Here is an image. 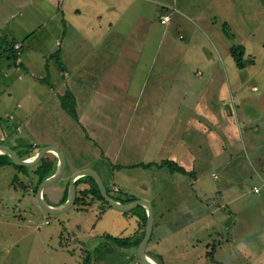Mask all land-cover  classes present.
<instances>
[{"label":"rangeland","instance_id":"374dc122","mask_svg":"<svg viewBox=\"0 0 264 264\" xmlns=\"http://www.w3.org/2000/svg\"><path fill=\"white\" fill-rule=\"evenodd\" d=\"M58 2L62 12L55 9ZM130 2L33 0L13 11V19L0 26V41L6 47L2 56L7 55L5 61L11 64V75L21 73L24 78L6 77L9 82L0 89V122L7 121L10 112H19L14 109L17 102L32 115L27 128L13 125L16 128L10 135L19 136L18 147L11 139L0 143L17 149L18 153L29 145L40 148L46 144L55 145L63 152L64 174L44 190V200L51 203L58 202L69 177L82 168L94 170L115 198L122 199L126 192L145 196L149 182L155 181L154 168L169 172L167 167L124 168V164L174 160L194 176L197 174L200 180L197 185H185L183 194L180 188L171 186L166 198L176 206L163 205L162 214L155 209L152 240L164 234L163 229L172 230L164 237L166 241L161 247L162 264H220L207 257L213 245L216 246L213 257L221 264H246L242 261L245 246L260 245L263 214L261 197L253 192V186L264 190V170L258 169L254 162V156L264 151V1L157 0L153 3L155 9L146 0ZM162 16H168L169 20L162 23ZM89 22L91 25L86 26ZM108 23H112L111 28H105ZM17 24L21 31L14 30ZM101 27L106 38L100 42L96 32L101 33ZM58 28L60 33L56 35ZM89 31L95 34L91 36ZM15 34H20L15 36L19 39L13 38ZM143 35L149 39L142 46ZM55 36L62 37L61 46L56 48L60 49L65 64L71 66H67L69 77L78 85L87 84V93L77 94L76 119L61 108L59 97L68 91L59 93L57 99L58 94L50 90L53 75L59 72L53 62L61 65L62 61L59 64L56 57L48 61L43 55ZM13 39L22 44L13 45L15 52L20 53L17 62L8 57L7 45ZM237 46L245 49L242 68L230 54L231 48ZM90 53L97 66L96 74L103 78L99 92L102 95L92 93L94 89L89 84L93 77L82 76L83 59ZM154 53L155 62L151 66ZM98 55L109 56L106 71ZM13 68L17 71L13 72ZM154 76L163 85L159 89H153ZM168 87L170 91L165 90ZM47 92L52 95L48 99L49 115L35 107V99L43 100ZM157 94L165 100L171 95L173 104L156 105ZM85 95L86 101L93 100L94 118L85 108ZM200 109L202 116H196ZM172 111L173 118L169 120L167 115ZM122 112L124 117L131 118L130 124L126 123L127 118L120 122ZM203 116L205 119L199 124L197 119ZM49 118L50 123L45 120ZM152 118L157 119L156 123L161 121V125H151ZM169 123L170 137H167L162 127ZM0 127H4L3 123ZM101 129H106V134ZM0 134L6 137L1 130ZM163 135L173 142L181 140L176 144L186 145L189 156L177 157L176 151L161 147ZM39 148L33 150V155ZM33 155L28 157L24 153L23 158ZM45 156L57 163L54 153ZM28 168L23 173L12 166H0V264H123L125 261L142 264L134 258L137 247L133 246L131 251L105 239L108 235L139 238L143 226L138 209L120 212L88 197L86 211L71 207L60 214H47L35 198L34 166ZM194 176L189 179H195ZM16 177L23 188L13 181ZM88 184L81 183L78 188ZM203 188L209 190L208 195L201 193ZM217 189V194L210 192ZM174 192H181L183 197L190 194L186 197L190 202L198 199L207 210L203 221L198 219L182 228L176 215L184 208L186 199L180 204L172 201L180 196L173 195ZM196 205L190 208L191 212L198 213L201 206ZM216 208L215 214L209 212ZM244 219L248 221L245 225L248 229L244 228ZM185 221L182 218L181 225ZM150 242L151 239L146 253L154 254L149 249Z\"/></svg>","mask_w":264,"mask_h":264},{"label":"crops","instance_id":"0c3cea01","mask_svg":"<svg viewBox=\"0 0 264 264\" xmlns=\"http://www.w3.org/2000/svg\"><path fill=\"white\" fill-rule=\"evenodd\" d=\"M31 1H33V0H0V26L1 25L4 26V24L6 22H8L14 16L13 11H15L17 8H19L18 6H21L22 5V6L25 7ZM129 1L132 2L133 0H129ZM146 1L150 5V7H152V8L155 9L154 4L157 3L156 2L157 0H153V1L146 0ZM55 9L60 10V12H62V10H63L62 8H60L59 2L57 3V8H55ZM124 10H126V9H124ZM121 14H123V13H121ZM140 14H145V13H140ZM56 15H59V13H56ZM142 16H144V15H142ZM101 18L102 17H100L99 19L101 20ZM147 18H148L147 21H149V17H147ZM58 25H60V24L58 23ZM90 25H91L90 22L88 24H86V26H90ZM107 27L111 28L112 27V23H108L105 26V28H107ZM81 28H83V27H79V29H81ZM14 30L15 31H17V30H20L21 31V28L17 24L15 26V29ZM22 32H24L25 34L27 33V35L29 34L28 31L27 32L26 31H22ZM59 33H60V30L58 28V31L56 32V35H59ZM89 33L91 34V36L93 34H95V33H91L90 31H89ZM96 34H97L96 36H99V39L100 40H98V41H100V42L102 41L103 38H106V35H105L106 34V31L103 30V32H102V27H101V33H99V32L97 33L96 32ZM16 35H20V34L13 35V38L19 39L18 37H15ZM91 36L89 37V41L92 40ZM24 37H26V36H23V38ZM61 38H62L61 36H55V38L50 41L49 47L47 49V52L43 55V57L46 60L51 61L53 59V58H51V55L53 53L57 52L58 53V59H59L58 60V63L61 64L60 63V60L62 61V64L61 65H57L55 62H53L55 64V66L57 67V70H59V72L57 74L55 73L53 75L54 82L51 85L49 84L50 87H51L50 90L53 91V92L55 91L56 94H58L57 99L59 97V93L62 94L66 90L72 92L74 94V96H75L76 108H77V112H78V109H79V106L78 105L79 104H78V95L77 94L78 93L86 94L87 91H86L85 87L87 86V84H86V86L85 85H78V84H76V82H74L73 80H71V78L69 77L70 76V73H69V69L67 68V66L69 68H71V66H70V64H68V65L65 64V62H64L65 59L63 60L62 55L60 54V49H57L56 48V47H60L61 46V43H60ZM141 38H142V41H143L141 43V45L143 46L144 43L149 39V36L143 35ZM161 38H164V36L162 35ZM178 38H179V36H178ZM16 42H20V41H16ZM167 42H168V45H171V43H169L168 40H167ZM20 44H21V42H20ZM122 44H124V40H123V43ZM3 46H4V42L3 41L2 42L0 41V74L2 73V75H3V79H0V89L2 87H4V85H6L7 82H9V80H7L6 77H9V75H11V64L9 62H6L5 61L6 58H7V55L6 56H4V55L2 56V49L4 51L6 50V47L4 46V48H3ZM4 54H6V53L4 52ZM98 56L100 57L98 59H100L101 62H102V65H101L102 69L104 71H106L107 68H108V65L110 64V63L107 62L109 56L108 55H98ZM25 57L26 56H24L23 58H25ZM85 58L86 59H83V63H82V66L84 67V69L82 71V76L88 75L89 77H93V81H91L92 83L90 82V84H89V85H92V88L94 89V91L92 93H96L98 95H102V94H99V92H100L101 87H102L103 78H102V76L100 74L99 75L96 74L97 73V71H96L97 66L95 64H93L92 54L90 53L88 56H85ZM17 60L19 61V57H18ZM17 60H16V62H17ZM154 62H155V53L152 56L151 66H153V63ZM14 64H15V62H14ZM20 64H22V62H20ZM28 64L30 65V63H28ZM22 68H23V71H24V68L25 67H22ZM70 70L72 71V70H74V68L73 69H70ZM12 71L13 72H16L17 71V68L16 69L13 68ZM11 76H13V78H17V80H21V79L24 78V76H22L21 73L19 74V76L16 75V73L15 74L13 73ZM152 83H153V89L154 88L159 89L160 87L163 86V85H161L162 83H160L159 80H157L155 76H154V78H152ZM52 85H53V87H52ZM21 88L24 91V88L23 87H21ZM169 88L170 87L166 88L165 90L170 91ZM155 93H157L156 90H155ZM43 96H44V99L43 100L35 99V102H36L35 107L36 108H41L42 109V112H44V114L46 112H48L47 114L49 115V113L51 112V108H50V104L51 103L49 102L48 99L49 98H52V95H50V93L47 92ZM86 98L87 97L85 95V97H84L85 108L87 107L86 109L88 110L89 114H91V117L94 118L93 113H95V112H93V111H96V108H93V104H92L93 100H89L88 99V101H86ZM154 100H156V102H155L156 105H159L160 107L163 106V105H167L168 103H172L173 104V102L171 100V95H168L167 100H165V99L161 98L160 96H158V94H157L155 96ZM56 106L61 110L62 113H64L66 115V113L60 108L59 104L57 105V103H56ZM14 109H19V112L18 111H17L18 113L15 112V111H14V113L10 112L8 114L9 115L8 116V120L9 121L7 120V121H4V122H0V124L3 123V125H4V127H0V130H1V132H3V134L6 135V137H5V136H2L0 134V140L3 141V140H6V139H11L12 142L14 143V145L16 147H18L20 145L18 143V141L20 140L18 138L19 136L16 135L15 138H12L13 135H10L11 134V131H14L13 129L16 128L13 125L14 124H15V126H17V125L22 126L23 125L25 128H27L31 124V121L29 120V118L32 115V112L31 111L24 110L23 109V106H21L18 102L14 105ZM44 109H45V111H44ZM200 110L201 111H199L198 114L196 113V116H198L199 114H200V116H202L203 111H202V109H200ZM4 111H5V109H4ZM7 112H9V110ZM165 113H166V110H165ZM58 114H60V113H58ZM121 115L122 116H120L121 117V121L120 122H122L123 119L127 118L126 119L127 120L126 123L127 124H130V119L131 118L130 117H124L123 116V112H122ZM215 116L218 118L217 115H215ZM172 118H173V111H172V113H169L167 115V119L172 120ZM50 119L51 118L45 119V120L47 122H49ZM150 119L151 118H149V121H150ZM204 119L205 118L203 116V119H197V122L200 124L199 121L204 120ZM156 121H157V119L152 118L151 125H155V124H160L161 125V121H159L157 123H156ZM8 124L10 126L12 125L11 128H8L7 127ZM42 124H44V123H42ZM101 124H103V123H101ZM168 126H170V123L167 124V126L165 125V126L162 127L163 128V133L164 134L167 133V135L169 134L168 132H169V129H170ZM5 128H7V129H5ZM108 129H109V127H108ZM6 130H8V131H6ZM101 131H102V133L106 134V132H105L106 129L105 130L101 129ZM92 133L100 134V133H98L96 131H94ZM151 134H152V131H151ZM163 136L165 138H163V141L160 143V146L161 147H164L166 149H170L171 151H176L177 152V157L178 156H180V157L181 156L182 157L189 156L188 153H187L188 148H187L186 145L182 147L181 145L178 146L176 144V141H178L179 139H176L173 142V141H170L171 139L169 140L168 138H166V135H163ZM167 137H170V136L168 135ZM180 141L181 140H179L178 142H180ZM254 162L257 165V168L258 169H261L262 171L264 170V151L261 150V151H259L254 156ZM127 165H131V164H124V166H127ZM181 166H183V165H181ZM124 168H127V167H124ZM124 168H120V169L122 170ZM184 168L186 170L190 171L186 167H184ZM154 169L157 170V171H154V174H153V177H152V179L155 180V181H150L149 183H151V184H149L148 189L144 190V192H146L147 195H145V196H143V195L137 196L136 194H133V193H127V192L126 193H127V195H133L136 199H139V198L147 199L151 203L152 210H153V229H152V233H151V238H150L151 239V242L149 244V249H152V252L154 254H150V253L149 254L152 255V256H160V259H161L160 262L162 264V261H163V259H162L163 258L162 251L163 250H161V247H162L163 243L166 241L164 237L170 235V233H171L172 230L163 229L162 231H163L164 234H158L152 240V238H153L152 236H153V234L155 232V227H154V212H155V209L156 210H159V212L158 211L157 212L162 214V212H163V210H162L163 205H166L167 206V204L170 203L169 205H173V206L175 205L176 206L175 203L170 202L166 198L168 196L167 195V192H169V195H170V188H171V186H175V187L180 188L181 191H182V194H183V192H184L183 189L186 187L185 185H191V186L194 185V184L197 185L198 184V181L200 180V177H198L197 174H195V176H194L193 172L190 173V174H188V175H186V174H181V173H178V172H171L169 170H167L169 172H166V170L165 169L163 170V168H154ZM255 171H257V170L255 169ZM174 175H176V176L174 177ZM181 176H183V177H181ZM192 176H194L195 179H193V178L189 179ZM211 177L216 178V175L214 173H211ZM124 184H126V186H127L128 183L125 182ZM45 191H47L46 188H45ZM45 191L43 193L44 196H45ZM200 191H201V193H203L205 195H208L209 194V192H208L209 190L207 189V191H206V188H203ZM210 192H213L214 194H217L218 189L217 190H212ZM63 194H64V192L61 193L60 198L58 199V202H56V203H51V202H47V201L46 202L48 204L54 205V206L60 205V204H62L61 203V199L63 197ZM176 194H180V196L173 197V200L172 201H174V202L176 201L179 204L184 199H186L187 196L190 197V194H188V195L185 194L184 197H183V196H181V192H174L173 193V195H176ZM255 194L260 195L261 200L259 202H260V205L262 206V210H263L262 222H261V226L262 227H260V230H259V242H260V245L251 244L250 246H245L244 252H243L244 255H243V258H242L243 260L242 261H244L246 264H264V239H263L264 238V204H263V200H264V190L262 191V189H261V191L259 193H255ZM212 203H214V202H212ZM196 204L199 205V206H201V208H198V213L191 212V209L190 208L193 209V206L196 205ZM202 206H203V204L202 203L199 204L198 199L196 201H191V202L186 199L184 208L180 209L178 211V214L176 215L177 216L176 217V220L178 222H180L179 225L182 226V228H183V227L188 226V224H190V223H194L195 220H198L199 219L200 221H203L202 220V216H206L205 213H207V210L203 209ZM216 211H218L217 208L216 209H213V210H211L209 212L215 214ZM104 212H106V209L103 210V213ZM190 215H192V217H190ZM182 218H185V220H186L183 225H181ZM247 223H248V221L246 219H244V228H246V229L249 228V227H245V225H247ZM176 224H174V226H176ZM210 224L212 225V223H210ZM180 226L178 228H180ZM159 227H163V226H159ZM159 227H157V228H159ZM250 234L251 233H249V235ZM136 237H138V236H135L134 240L136 239ZM261 237H263V238H261ZM238 241H239V239H238ZM235 242L237 243V241H235ZM206 245L210 246V243L207 242ZM213 248H214L213 249V253H214L216 246H214ZM128 249H131V251H132V249H134V247H130ZM134 254H135L134 256H136V252ZM257 258H259V259H257ZM255 259H256V261H255Z\"/></svg>","mask_w":264,"mask_h":264},{"label":"trees","instance_id":"16d2710c","mask_svg":"<svg viewBox=\"0 0 264 264\" xmlns=\"http://www.w3.org/2000/svg\"><path fill=\"white\" fill-rule=\"evenodd\" d=\"M264 1V0H263ZM16 40H12L10 42V46L8 47L7 45V50H9V54L8 57L12 58L14 61H16L19 57V54L16 50L15 52V48H13V45L15 44ZM230 54L232 55L236 65L240 68H242L244 66L242 58L243 55L245 54V49L242 46H237V47H233L231 48ZM52 58L56 57V60L58 61V53L52 54L51 55ZM60 103H61V108L67 112L72 118L76 119L77 118V114H76V102L74 99V96L72 94V92L68 91L65 94L61 95L60 97ZM21 144V143H20ZM36 148H39L36 147ZM35 147L32 148V145H29V147L25 148V150L20 151L19 153L17 152V154L23 158L24 153L28 154V157L33 155L34 153V149H36ZM15 150V149H13ZM0 166H12L15 170H17L18 172H23L26 173L27 170L29 169L28 167H24V166H17L15 165L10 158L6 155V154H0ZM153 166H158V167H167V169L171 172H178L181 174H190L192 173L191 171L186 170L183 166H181L180 164H178L177 162L173 161V160H169V159H165L162 160L160 163H156V162H139L136 164H131V165H127L124 167L127 168H132V167H141L144 169H148L151 168ZM56 164L53 160H51L50 158H48V156H43L41 158V160L38 162V164L36 166H34V174L36 176V181L33 187L34 192H36L37 186L38 184L47 176L51 175L54 170H55ZM123 166H118V168H122ZM16 179V180H15ZM13 181H18L17 177L15 178ZM88 182V186L87 187H83V188H78L79 185L81 183H85ZM68 184V182H67ZM19 185L23 188V183L19 182ZM75 187H76V198H75V203L73 205V207H76L77 210L79 211H86L88 208V203L89 201L87 200L88 197H91L92 199H97L100 202H102L103 204H105L107 207H110L107 202L103 199V197L101 196L98 186L95 183V181L88 176H83L78 178L75 181ZM107 192L109 194V189L106 187ZM110 195V194H109ZM112 198H114L117 201H120L121 203H127L130 201L135 200L136 198L134 196L131 195H127V194H123L122 195V199H118L113 197L112 195H110ZM67 197V185L65 186L64 189V194L63 197L61 199V203H63L66 200ZM135 209H138L139 211H141L140 213H138V215L140 216V220L142 222V226H143V230L141 231V236L139 238H136L135 240L132 239L131 237H117V236H111L108 235L105 237V239L109 240L111 243H113L116 246L122 247V248H130V247H137V245L139 244L140 240L142 239L143 235H144V227H145V222H146V212L144 207L142 206H137ZM133 211V210H132ZM214 246H212V248L207 252V257L209 258V260L211 262L214 263H220L219 261H217L214 257H213V248ZM148 254V253H146ZM149 255V254H148ZM151 256L152 259L160 261V256ZM134 258L137 260V262L141 263L136 256H134ZM123 264H130V261H125Z\"/></svg>","mask_w":264,"mask_h":264},{"label":"water","instance_id":"95a60500","mask_svg":"<svg viewBox=\"0 0 264 264\" xmlns=\"http://www.w3.org/2000/svg\"><path fill=\"white\" fill-rule=\"evenodd\" d=\"M52 152L56 155L57 163L54 172L44 178L37 186L35 198L38 206L47 214L56 215L69 210L75 203L76 198V187L75 181L83 176L91 177L98 186L99 192L107 204L120 212L132 211L137 206H142L146 211V222L144 235L137 245L136 257L142 264H161L155 262L151 257L146 254V246L151 238L153 229V210L152 205L147 199L139 198L127 203H121L120 201L112 198L106 189V186L100 179L99 175L91 168H82L74 172L68 180L67 184V197L66 200L57 206L48 204L43 197L45 188L56 183L64 174L66 168V157L63 152L53 145H42L36 153L30 158H21L15 150L0 143V154H6L10 160L17 166L33 167L41 160L46 153Z\"/></svg>","mask_w":264,"mask_h":264},{"label":"built area","instance_id":"2783aa9c","mask_svg":"<svg viewBox=\"0 0 264 264\" xmlns=\"http://www.w3.org/2000/svg\"><path fill=\"white\" fill-rule=\"evenodd\" d=\"M169 19H168V16H162V19H161V22L162 23H166L167 21H168ZM16 47V46H15ZM19 47V46H18ZM19 53V52H18ZM263 185H264V182H263ZM261 191V187H259V186H253V192L254 193H259ZM46 223H48L47 221H46Z\"/></svg>","mask_w":264,"mask_h":264},{"label":"flooded vegetation","instance_id":"af4514ba","mask_svg":"<svg viewBox=\"0 0 264 264\" xmlns=\"http://www.w3.org/2000/svg\"><path fill=\"white\" fill-rule=\"evenodd\" d=\"M17 149H15V151H16ZM20 151V150H19ZM17 152V151H16ZM36 177V176H35ZM35 181H36V178H35ZM36 193V192H35Z\"/></svg>","mask_w":264,"mask_h":264}]
</instances>
